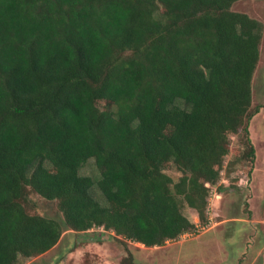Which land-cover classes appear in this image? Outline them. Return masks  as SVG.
Here are the masks:
<instances>
[{
  "label": "trees",
  "instance_id": "trees-1",
  "mask_svg": "<svg viewBox=\"0 0 264 264\" xmlns=\"http://www.w3.org/2000/svg\"><path fill=\"white\" fill-rule=\"evenodd\" d=\"M236 1L0 0V264L64 227L152 247L197 229L183 205L206 224L231 136L227 165L255 157L263 25ZM90 158L96 180L79 173ZM29 191L62 222L30 213Z\"/></svg>",
  "mask_w": 264,
  "mask_h": 264
},
{
  "label": "rangeland",
  "instance_id": "rangeland-1",
  "mask_svg": "<svg viewBox=\"0 0 264 264\" xmlns=\"http://www.w3.org/2000/svg\"><path fill=\"white\" fill-rule=\"evenodd\" d=\"M231 9L244 12L263 25L252 79V105L259 109L249 123L255 157L251 162L227 165L241 150L238 135L231 136L221 178L210 186L206 224H199L195 210L183 205V213L197 224V229L152 247L119 239L102 227L85 232L64 227L56 245L34 257L19 256V264H209L206 255L210 239L214 245L211 255L222 258V264H264V0H238ZM166 170L175 180L181 175L176 169ZM79 173L98 179L93 158L80 167ZM93 194L100 197L96 188ZM26 207L30 213L62 222L56 200L29 191ZM211 233L214 235L208 238Z\"/></svg>",
  "mask_w": 264,
  "mask_h": 264
},
{
  "label": "crops",
  "instance_id": "crops-1",
  "mask_svg": "<svg viewBox=\"0 0 264 264\" xmlns=\"http://www.w3.org/2000/svg\"><path fill=\"white\" fill-rule=\"evenodd\" d=\"M214 234L213 233H211V234H209V236H208V238L210 237V236H213ZM212 241L213 240H209V242L207 243V245L209 246L208 247V252H207V255H206V259H207V261H208V263L209 264H222L223 263V259L221 258V260L220 259H217V257L216 256H212L211 255V252H212V249H213V247H214V245H212ZM214 243V242H213ZM220 245H221V247H222V244L220 243ZM220 247V250L222 251V248ZM220 251V252H221ZM219 261H221L220 263H218Z\"/></svg>",
  "mask_w": 264,
  "mask_h": 264
}]
</instances>
